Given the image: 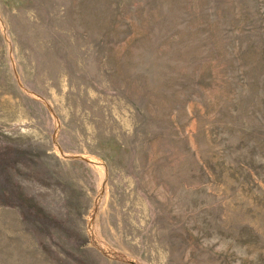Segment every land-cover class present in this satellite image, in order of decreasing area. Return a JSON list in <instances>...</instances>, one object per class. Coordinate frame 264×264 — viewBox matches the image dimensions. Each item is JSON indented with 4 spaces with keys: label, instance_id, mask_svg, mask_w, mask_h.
<instances>
[{
    "label": "rangeland",
    "instance_id": "rangeland-1",
    "mask_svg": "<svg viewBox=\"0 0 264 264\" xmlns=\"http://www.w3.org/2000/svg\"><path fill=\"white\" fill-rule=\"evenodd\" d=\"M0 264H264V0H0Z\"/></svg>",
    "mask_w": 264,
    "mask_h": 264
}]
</instances>
